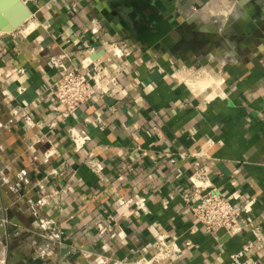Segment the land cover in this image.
Returning a JSON list of instances; mask_svg holds the SVG:
<instances>
[{
    "label": "crops",
    "instance_id": "0c3cea01",
    "mask_svg": "<svg viewBox=\"0 0 264 264\" xmlns=\"http://www.w3.org/2000/svg\"><path fill=\"white\" fill-rule=\"evenodd\" d=\"M22 1L0 32V264H233L247 245L264 264V0ZM83 60L116 68L67 113L50 88ZM200 166L250 203L241 232L192 216Z\"/></svg>",
    "mask_w": 264,
    "mask_h": 264
},
{
    "label": "built area",
    "instance_id": "2783aa9c",
    "mask_svg": "<svg viewBox=\"0 0 264 264\" xmlns=\"http://www.w3.org/2000/svg\"><path fill=\"white\" fill-rule=\"evenodd\" d=\"M96 32L97 28L92 29ZM107 54L114 60H120L128 55V50L115 42H110ZM108 60V59H107ZM111 60L108 65L104 60L92 62L84 60L80 63L82 68H89L88 74L78 70L79 67H63L58 71V77L51 86V93L58 104L67 112L72 113L80 104L89 100L100 88L101 80L109 77L108 69H115V62ZM50 61L59 67V60L51 58ZM89 140L87 134L79 130L75 134V143L81 147ZM207 167L200 166L189 176V187L182 192L183 199L189 203V209L206 232L224 230L228 235H235L247 225L246 216L249 204L236 208L227 198L222 196L216 188L212 187L207 177ZM249 245L245 246L246 250ZM240 250L230 255L233 264H246L240 261L243 254Z\"/></svg>",
    "mask_w": 264,
    "mask_h": 264
},
{
    "label": "water",
    "instance_id": "95a60500",
    "mask_svg": "<svg viewBox=\"0 0 264 264\" xmlns=\"http://www.w3.org/2000/svg\"><path fill=\"white\" fill-rule=\"evenodd\" d=\"M31 13L22 0H0V32L18 28Z\"/></svg>",
    "mask_w": 264,
    "mask_h": 264
},
{
    "label": "bare ground",
    "instance_id": "6f19581e",
    "mask_svg": "<svg viewBox=\"0 0 264 264\" xmlns=\"http://www.w3.org/2000/svg\"><path fill=\"white\" fill-rule=\"evenodd\" d=\"M199 82V81H198ZM192 85V84H191ZM193 86V85H192Z\"/></svg>",
    "mask_w": 264,
    "mask_h": 264
}]
</instances>
